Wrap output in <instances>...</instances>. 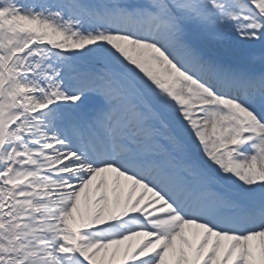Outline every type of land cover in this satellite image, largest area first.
<instances>
[{
    "label": "snow or ice",
    "instance_id": "6c2138e0",
    "mask_svg": "<svg viewBox=\"0 0 264 264\" xmlns=\"http://www.w3.org/2000/svg\"><path fill=\"white\" fill-rule=\"evenodd\" d=\"M0 264H264V0H0Z\"/></svg>",
    "mask_w": 264,
    "mask_h": 264
},
{
    "label": "bare ground",
    "instance_id": "6f19581e",
    "mask_svg": "<svg viewBox=\"0 0 264 264\" xmlns=\"http://www.w3.org/2000/svg\"><path fill=\"white\" fill-rule=\"evenodd\" d=\"M245 57V53L242 51H237L234 53H226L225 54V59L229 60L231 62L237 61V62H241L244 60Z\"/></svg>",
    "mask_w": 264,
    "mask_h": 264
},
{
    "label": "rangeland",
    "instance_id": "374dc122",
    "mask_svg": "<svg viewBox=\"0 0 264 264\" xmlns=\"http://www.w3.org/2000/svg\"><path fill=\"white\" fill-rule=\"evenodd\" d=\"M234 62H236V61H234Z\"/></svg>",
    "mask_w": 264,
    "mask_h": 264
}]
</instances>
